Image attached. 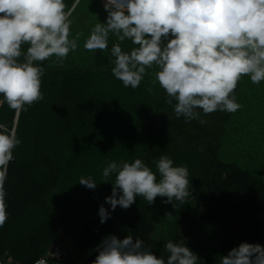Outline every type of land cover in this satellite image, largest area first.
<instances>
[{"label":"clouds","instance_id":"obj_1","mask_svg":"<svg viewBox=\"0 0 264 264\" xmlns=\"http://www.w3.org/2000/svg\"><path fill=\"white\" fill-rule=\"evenodd\" d=\"M75 6L66 10L64 0H0V104L20 112L44 99L41 63L62 64L84 35L78 31L71 37ZM104 8L107 18L91 28L85 50L108 52L110 35L115 36L118 42L110 49L113 76L135 89L148 69H157L153 87L158 83L165 91L166 104L175 101L177 118L206 124L198 109L205 115L218 110L235 113L242 107L234 94L241 78L248 76L253 84L264 81V0H106ZM125 40L137 47L123 51ZM23 45H28L26 52ZM20 143L16 129L0 123V227L8 218L7 168ZM155 166L157 172L141 159L108 162L103 182L113 175L115 180L105 202L112 210L128 209L137 196L148 205L157 197H166L164 202L175 208L185 203L192 195L187 166H174L167 155ZM79 183L97 188L91 177H81ZM98 215L101 224L110 218L103 205ZM96 250L92 264H197L200 259L185 241L169 240L164 244L169 254L165 260L130 235H107ZM220 264H264V246L242 242L221 256Z\"/></svg>","mask_w":264,"mask_h":264},{"label":"rangeland","instance_id":"obj_2","mask_svg":"<svg viewBox=\"0 0 264 264\" xmlns=\"http://www.w3.org/2000/svg\"><path fill=\"white\" fill-rule=\"evenodd\" d=\"M64 2L66 10L76 5L70 17L71 37L78 31L84 35L78 41L77 49L70 51L62 64H52L46 60L41 66L47 74L54 69L76 70L74 82L78 83L82 95L74 105L80 106L79 111L85 115L77 120L66 114L67 117L58 123L60 129L64 124V129L54 131L51 136V143L61 156V177L54 192L46 195V205L52 207L54 212L65 213L70 221L57 225L53 241L39 258L45 259L48 264H64L60 261L74 250L71 229L77 228L79 222H85L88 233L101 226L111 230V235L120 236V239L128 235L133 239H141L146 248H150L157 257L163 256L165 260L169 254L164 250V244L169 240L174 243L185 241L186 246L200 258L197 264H208L210 261L211 264H220L221 256H226L232 248L245 242L241 236L240 239L235 238L238 231L228 230V234L225 226L216 221L219 210H222V217L230 215L224 198L214 200L211 197L213 202H210L211 207L208 208H203L201 204L191 227L187 228L186 222H180L181 218H185L181 206L175 208L172 203H165L166 197H157L153 204L148 205L142 197L137 196L135 203L126 209L132 222L139 228L137 232H131L130 227L120 221V213L125 209L117 206L112 210L105 202V197L112 194L115 176H110L109 182H103L102 172L108 162L131 163L135 159L143 160L153 172H157L155 162L161 155L172 159L174 166H189V156L199 154L203 160L193 161L188 169V178L198 180V184L208 195L220 194L218 188L212 186V178L203 182L199 180L205 161L221 165L219 169L212 168V171H219V181H230L227 191L250 189L253 196H256L252 181L255 180L258 186H264V81L253 84L248 76L241 78L234 94L242 107L235 113L218 110L205 115L198 109L201 118L207 123L201 124L198 120L186 122L184 117H176L173 107L175 101L173 105L165 103L166 93L159 84L153 87L154 72L157 69H148L139 87L135 89L124 87L113 76L110 49L113 43L118 42L115 36L110 35L108 52L85 50L84 42L91 28L97 22H105L108 15L99 0ZM27 47L28 45H23L22 51L26 52ZM134 47L137 45L129 40L121 43L125 52H130ZM55 59L52 57L53 61ZM51 91V98L54 99L55 94L52 89ZM170 119H177V126ZM157 124L165 128L160 137L153 135V126ZM193 139L198 144L196 148L191 145ZM235 170L236 174L246 177L244 184L235 181V176H232ZM81 177H91L97 183V188L91 190L81 185ZM157 178L159 179L158 173ZM193 198L192 194L186 200L187 204L191 203V207ZM101 205L110 212V218L103 224L98 215ZM261 206L248 208L249 213L244 207L236 221L237 226L240 225V228L249 232L255 215L264 217V201ZM246 241L249 242L250 239L247 238ZM4 243L6 245L0 255V263L22 264L26 258L23 248L16 244V240ZM95 249L96 247L81 257L77 264H92ZM51 253L58 255L51 256Z\"/></svg>","mask_w":264,"mask_h":264},{"label":"trees","instance_id":"obj_3","mask_svg":"<svg viewBox=\"0 0 264 264\" xmlns=\"http://www.w3.org/2000/svg\"><path fill=\"white\" fill-rule=\"evenodd\" d=\"M67 1L73 2L74 0ZM75 72V69L69 68L54 69L48 74L44 72L41 77V92L44 99L28 107L27 111L16 112L7 103L0 104V123L6 124L9 129L14 127L17 137L21 141L13 150L14 159L8 165L4 181L8 218L4 225L0 227V255L5 249V241L14 242L16 240V244L23 248L26 257L22 264H32L37 260L53 241L57 225L67 220L70 221L65 213L54 212L52 207H47L46 195L54 192L55 185L61 177V156L53 147L51 136L54 131L59 132V130L64 129L65 125L62 124L60 129L58 123L64 120V117H67L66 114L77 120H81L85 115L84 112L79 111L78 107L80 106L75 107L74 105L80 100L79 96L82 95L78 89V83L75 84L74 82ZM51 89L55 94L54 99L51 98ZM2 99L3 97L0 96V100ZM171 120L170 122H174L173 125L177 126L176 121L178 122V120ZM152 130L154 132L153 135L156 137H160L165 132V128L159 124L153 126ZM75 132H79V130H75ZM195 139L191 141V145L194 148L198 145ZM207 147L210 150L208 144ZM194 160L199 162V160H203V157L199 154L196 156L190 155L188 158V169ZM212 163L213 161L209 163L205 161L199 180L203 182L212 178L211 184L218 188L217 191H219L220 195H208L206 190L198 184V180L191 179L193 177L188 178L190 190L194 195L193 206L191 207L190 202L188 204L187 202L178 204L185 214V218H181L180 222H186L187 228L191 227L194 221L193 217L201 207V204L203 208L211 207L210 202H213L212 199L217 200L221 197L224 198L230 209V215L222 217V210H219V218L216 221L221 222L225 226V231L228 234L230 233L229 231H238L235 238L240 239L241 236L245 242H248L246 240L249 238L250 241L248 243H258L264 246V217L255 215L256 218L251 222V232L242 227L240 228V225L237 226L236 222L244 207L248 213L250 211L248 208L262 207L264 186H258L255 180L252 181L256 196H253L250 189L227 191L230 181L226 179L219 181V171H212V168L219 169L221 165L218 164L216 166ZM236 173L235 170L232 175L233 177L235 176V181L239 184H244V180H247L246 177H241L240 174ZM210 175L211 177H209ZM130 217L126 209L120 213V221H124L130 227L131 232H137L139 228L135 226ZM20 230L22 231L21 233ZM257 230H259L260 234ZM111 234V230L101 226H97L93 232L90 231L88 233L86 223L79 222L77 228L71 229L74 250L60 263L77 264L81 257H84L93 248L97 247L105 236ZM117 237L120 238V236ZM210 262L207 263L211 264Z\"/></svg>","mask_w":264,"mask_h":264},{"label":"built area","instance_id":"obj_4","mask_svg":"<svg viewBox=\"0 0 264 264\" xmlns=\"http://www.w3.org/2000/svg\"><path fill=\"white\" fill-rule=\"evenodd\" d=\"M106 3V0H100V4L102 5V6H104V4ZM57 248L55 247V250H56ZM37 262H40V264H48L47 263V261L45 260V259H43V258H38L37 260H35L32 264H37Z\"/></svg>","mask_w":264,"mask_h":264},{"label":"bare ground","instance_id":"obj_5","mask_svg":"<svg viewBox=\"0 0 264 264\" xmlns=\"http://www.w3.org/2000/svg\"><path fill=\"white\" fill-rule=\"evenodd\" d=\"M97 248V247H96ZM99 253H98V251L95 249V254H92V258H94V260H95V258H96V256L98 255ZM92 260V259H91ZM93 260V261H94Z\"/></svg>","mask_w":264,"mask_h":264}]
</instances>
